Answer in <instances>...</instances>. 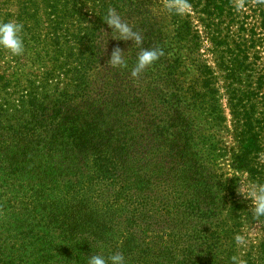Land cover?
Returning a JSON list of instances; mask_svg holds the SVG:
<instances>
[{"label": "trees", "instance_id": "16d2710c", "mask_svg": "<svg viewBox=\"0 0 264 264\" xmlns=\"http://www.w3.org/2000/svg\"><path fill=\"white\" fill-rule=\"evenodd\" d=\"M43 1L80 27L0 64V264H264L238 192L264 183V0ZM109 7L143 37L127 68ZM141 48L163 55L134 79Z\"/></svg>", "mask_w": 264, "mask_h": 264}, {"label": "clouds", "instance_id": "9594fccd", "mask_svg": "<svg viewBox=\"0 0 264 264\" xmlns=\"http://www.w3.org/2000/svg\"><path fill=\"white\" fill-rule=\"evenodd\" d=\"M103 21L111 29V37L117 41H132L135 46H142L143 37L141 33L134 31L133 27L127 23L115 8L109 7L102 17ZM24 25L15 19L0 21V49L4 50L12 57L21 56L25 52V42L23 39ZM124 51L119 47L113 49L107 66L113 69L127 68V61ZM163 51L159 49L141 48L136 56L135 65L131 69V76L138 79L146 69L151 67ZM264 162V155L260 157ZM238 192L251 201L250 211L254 218H264V183L256 184L252 187L239 186ZM238 246L244 243L243 237L235 236ZM87 264H126L125 257L116 253L107 257L101 255H91L88 257ZM231 264H242L238 257H231Z\"/></svg>", "mask_w": 264, "mask_h": 264}, {"label": "rangeland", "instance_id": "374dc122", "mask_svg": "<svg viewBox=\"0 0 264 264\" xmlns=\"http://www.w3.org/2000/svg\"><path fill=\"white\" fill-rule=\"evenodd\" d=\"M19 1L20 0H0V21L15 19L16 21L22 23L24 25L23 33L28 38L27 43L32 49L36 46L41 47L43 45L39 39L40 35L45 36L56 30H66L80 27V22L77 17L80 12H77V15H74L73 11H48L43 0H39L38 3H35L34 1L30 2V10L26 7L25 11H20L19 6L21 7L22 4ZM176 5L183 9V5ZM160 12L169 13L170 11ZM85 24L86 23H83V25ZM129 24L133 26L132 23ZM109 31H111L110 28ZM126 44L127 41H117L112 39V37H109L104 45L105 60L107 61L110 59L113 49L117 47L124 51L121 47H125ZM0 51H2V54L0 55L1 66L11 64L15 67V69H17L15 57L10 56L2 49H0ZM124 56L126 59L125 54ZM0 97L4 96L0 95ZM229 171L232 172L231 170Z\"/></svg>", "mask_w": 264, "mask_h": 264}]
</instances>
